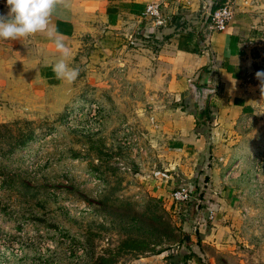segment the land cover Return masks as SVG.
I'll return each mask as SVG.
<instances>
[{
	"label": "rangeland",
	"instance_id": "1",
	"mask_svg": "<svg viewBox=\"0 0 264 264\" xmlns=\"http://www.w3.org/2000/svg\"><path fill=\"white\" fill-rule=\"evenodd\" d=\"M169 1L161 13L170 29L159 37L178 27L202 31L213 0ZM228 2L252 60L242 80L250 96L232 129L213 143L205 134L178 171L161 156L170 150L161 122L183 105L152 85L164 74L150 58L160 43L141 14L138 47L62 25L67 63L79 69L73 82L52 71L60 54L33 43L20 56L0 53V264H96L99 255L137 264L158 256L117 252L126 238L165 250L159 255L173 264L184 255L186 264H264V102L256 77L264 72V0ZM156 170L169 180L154 184ZM177 186L189 188L184 203L170 198Z\"/></svg>",
	"mask_w": 264,
	"mask_h": 264
},
{
	"label": "crops",
	"instance_id": "2",
	"mask_svg": "<svg viewBox=\"0 0 264 264\" xmlns=\"http://www.w3.org/2000/svg\"><path fill=\"white\" fill-rule=\"evenodd\" d=\"M151 2H161L163 8L172 4L168 0H63L53 12L50 26L63 34L67 45L68 34L60 31L62 25H67V28L82 27L89 36L98 37L101 41H107L108 36H121L138 47L139 36L134 33L139 30L137 26L140 22L137 19L143 8ZM7 11L6 0H0V14H6ZM79 16L94 23L93 26L88 28L85 24H79ZM178 28L163 38L158 35L160 28L154 31L151 37L160 44L156 45L153 54L150 52V58L155 60L158 68L164 69V74L154 77L152 85L161 84L174 100L183 105L166 111L161 122V134L170 149L163 151L161 156L165 165L176 171L181 157L197 155L205 142V134L210 135L213 143L232 129L250 96L249 84L242 80L244 75L247 77L252 62L248 48L241 39L244 29L234 17H231L224 31L210 35L196 29ZM169 29L164 28L163 31ZM27 42L47 54H59L46 33H36L15 41L0 40V53L14 50V54L20 56ZM190 84L205 86L209 91L205 103L211 110L212 120L206 126L195 127L197 110L189 92ZM160 193H163L162 189ZM174 260L172 256L167 258L166 255H158L140 259L137 264H171Z\"/></svg>",
	"mask_w": 264,
	"mask_h": 264
},
{
	"label": "clouds",
	"instance_id": "3",
	"mask_svg": "<svg viewBox=\"0 0 264 264\" xmlns=\"http://www.w3.org/2000/svg\"><path fill=\"white\" fill-rule=\"evenodd\" d=\"M63 0H6V14H0V40H19L36 33H46L53 41L59 58L52 65L58 80L73 82L79 76V69L70 67L67 58L70 48L66 38L50 26L53 12ZM261 80V102H264V72L256 73Z\"/></svg>",
	"mask_w": 264,
	"mask_h": 264
},
{
	"label": "built area",
	"instance_id": "4",
	"mask_svg": "<svg viewBox=\"0 0 264 264\" xmlns=\"http://www.w3.org/2000/svg\"><path fill=\"white\" fill-rule=\"evenodd\" d=\"M143 19L149 21L154 28H165L167 26V18L161 13V2H151L147 4L142 12ZM232 17V4L225 2L214 11L208 10L200 25L202 32L206 35L220 33L224 31ZM151 179L157 184L158 182H167L169 174L167 171H153ZM189 188L185 186H177L170 193V198L174 203H184L189 199Z\"/></svg>",
	"mask_w": 264,
	"mask_h": 264
},
{
	"label": "trees",
	"instance_id": "5",
	"mask_svg": "<svg viewBox=\"0 0 264 264\" xmlns=\"http://www.w3.org/2000/svg\"><path fill=\"white\" fill-rule=\"evenodd\" d=\"M225 0H214L210 6V11H214L218 7H220ZM197 110V108H196ZM212 120L211 110L209 107L204 103L202 110H197L195 114V127L199 126H206ZM115 250L117 252H127V253H136V255H141L142 253H150V255H159L165 250L153 252L152 250H148L147 245L144 242L139 241L135 238H126L121 241L116 247ZM113 255H117V253H113ZM114 256H111L110 259H104L102 255H99L96 258V264H113ZM189 255H184L181 260V264H186L187 260H189Z\"/></svg>",
	"mask_w": 264,
	"mask_h": 264
},
{
	"label": "water",
	"instance_id": "6",
	"mask_svg": "<svg viewBox=\"0 0 264 264\" xmlns=\"http://www.w3.org/2000/svg\"><path fill=\"white\" fill-rule=\"evenodd\" d=\"M189 92L194 96V101L197 110H202L204 106L205 96L209 93V91L205 88V86H194L189 85ZM188 238L185 237L184 241L187 242Z\"/></svg>",
	"mask_w": 264,
	"mask_h": 264
}]
</instances>
